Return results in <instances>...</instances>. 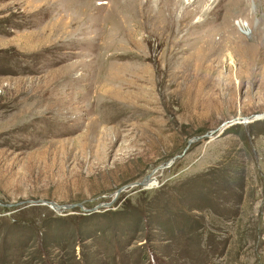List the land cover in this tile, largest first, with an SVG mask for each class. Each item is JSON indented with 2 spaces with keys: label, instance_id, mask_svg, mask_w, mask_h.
<instances>
[{
  "label": "rangeland",
  "instance_id": "rangeland-1",
  "mask_svg": "<svg viewBox=\"0 0 264 264\" xmlns=\"http://www.w3.org/2000/svg\"><path fill=\"white\" fill-rule=\"evenodd\" d=\"M171 3L0 0V264H264V0Z\"/></svg>",
  "mask_w": 264,
  "mask_h": 264
},
{
  "label": "bare ground",
  "instance_id": "bare-ground-1",
  "mask_svg": "<svg viewBox=\"0 0 264 264\" xmlns=\"http://www.w3.org/2000/svg\"><path fill=\"white\" fill-rule=\"evenodd\" d=\"M86 2L88 1V4L90 5V0H85ZM139 1V0H138ZM158 5H159V8H158V10L156 11V12H154V14H153V12H152V10H150L148 13L150 14L148 17L151 19V21H152V23L153 22H156L157 21V17H158V13H160V14H162V13H164L165 11H169V7L172 5V3H171V0H154ZM212 1H214V0H212ZM216 1V0H215ZM178 2V1H177ZM149 3H150V1H149ZM88 5V6H89ZM183 5V4H182ZM146 6V5H145ZM150 7H151V5H150ZM87 8H89V7H87ZM142 8V7H141ZM149 8V7H148ZM155 8V7H154ZM176 8V7H175ZM152 9V8H151ZM116 10V9H115ZM138 10V9H137ZM140 10V9H139ZM174 10V9H173ZM184 10V9H183ZM210 10V9H209ZM175 11V10H174ZM181 12V11H180ZM185 12V11H184ZM209 13V12H208ZM143 14H144V12H143ZM147 14V13H146ZM174 15V14H173ZM187 15V14H186ZM146 16V15H145ZM167 16V15H166ZM181 16H183V15H181ZM189 16V15H188ZM187 16V17H188ZM169 17H171V16H169ZM159 18V17H158ZM168 18V17H167ZM172 19V18H171ZM180 19V18H179ZM187 19V18H186ZM102 20V21H101ZM84 21H86V22H88L87 24H89V26L88 27H91V26H94V24L95 25H99L100 24V26H101V32H103V36H108L109 35V33L110 32H112V31H107V29L105 30L104 29V27H105V25L107 24V21H110V20H107V18H105V16L103 15L102 16V18L101 17H97V18H95L94 20L92 19V18H87V20L86 19H84ZM149 21V20H148ZM160 21V20H159ZM187 21V20H186ZM85 22V23H86ZM100 22V23H99ZM68 23V25H69V22H67ZM115 23V22H114ZM109 26V25H108ZM155 26L157 27V28H154V30L156 31V32H158V33H160L161 35H166V36H175V35H177L178 33H181L182 35H190V34H194V33H197V31H186V32H184L183 30H180L179 28H177V29H174V28H170V29H164L163 27H161V26H157L156 25V23H155ZM172 26V25H171ZM108 28V27H107ZM151 29V28H150ZM192 29V28H191ZM193 29H195V28H193ZM198 29V28H197ZM153 30V29H152ZM190 30V29H189ZM105 31H107V32H105ZM151 31V30H150ZM204 31V30H203ZM95 32V31H94ZM155 32V33H156ZM97 33V32H96ZM151 33H152V31H151ZM150 33V34H151ZM157 33V34H158ZM207 33V32H206ZM154 34V33H153ZM224 34V32H222V35ZM110 35H112V34H110ZM109 35V36H110ZM160 36V35H159ZM165 37V36H164ZM172 38V37H171ZM152 180H151V178L149 179V177L148 178H145V180H144V184H152Z\"/></svg>",
  "mask_w": 264,
  "mask_h": 264
},
{
  "label": "water",
  "instance_id": "water-1",
  "mask_svg": "<svg viewBox=\"0 0 264 264\" xmlns=\"http://www.w3.org/2000/svg\"><path fill=\"white\" fill-rule=\"evenodd\" d=\"M254 116H256V115H254ZM207 135V133H205L204 134V136H206ZM199 137V136H198ZM198 137H196V138H198ZM191 139H188V142L190 141ZM167 164V162H165L164 164H160V166H163V165H166ZM145 178H147V176H145L142 180H140V183H144V180H145ZM121 187H119V188H117L116 189V191H118L119 189H120ZM25 203H27V202H41V200H30V199H26V200H23ZM23 201H19V202H16V203H14V204H18V203H21V202H23ZM45 202V201H44ZM48 203L50 204V205H52V206H54L55 208H60L61 207V205H56V204H54V202H52V201H48ZM74 204H77V203H68V204H63L62 206H72V205H74Z\"/></svg>",
  "mask_w": 264,
  "mask_h": 264
}]
</instances>
